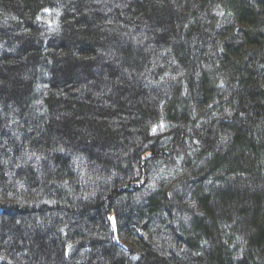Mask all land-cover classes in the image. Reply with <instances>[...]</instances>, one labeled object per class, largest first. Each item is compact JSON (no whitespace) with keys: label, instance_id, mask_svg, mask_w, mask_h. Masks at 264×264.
Returning <instances> with one entry per match:
<instances>
[{"label":"trees","instance_id":"obj_1","mask_svg":"<svg viewBox=\"0 0 264 264\" xmlns=\"http://www.w3.org/2000/svg\"><path fill=\"white\" fill-rule=\"evenodd\" d=\"M0 264H264V0H0Z\"/></svg>","mask_w":264,"mask_h":264},{"label":"rangeland","instance_id":"obj_2","mask_svg":"<svg viewBox=\"0 0 264 264\" xmlns=\"http://www.w3.org/2000/svg\"><path fill=\"white\" fill-rule=\"evenodd\" d=\"M59 12L56 11H51V10H46L43 12V15L41 16V19L44 23H46V25L49 27V31H54V29L57 28L58 25V15ZM222 80V82H221ZM219 84L221 87H224L223 83H225L226 79H221ZM223 93V92H221ZM169 130V125L163 121L161 123H159L155 129H154V133L155 135H163L165 133H167V131ZM27 161H29V159H27ZM5 163V162H4ZM169 169L167 166L163 165V164H155L153 165V167L151 168V187L150 188H155L158 186V184H162L166 181H169L170 183L173 182V180H177V175H175L174 171ZM181 173V172H180ZM168 183V182H167ZM140 201H142L140 199ZM186 223H188L187 221H185ZM20 227V225H19ZM25 231H27V235H28V239H35V235L37 234V230L35 229L34 226L30 225L28 227L27 226L24 227ZM6 232V231H5ZM35 234V235H34ZM115 241L119 242L118 238L115 237ZM234 248V247H233ZM55 259V257H54ZM53 261V258H52Z\"/></svg>","mask_w":264,"mask_h":264},{"label":"water","instance_id":"obj_3","mask_svg":"<svg viewBox=\"0 0 264 264\" xmlns=\"http://www.w3.org/2000/svg\"><path fill=\"white\" fill-rule=\"evenodd\" d=\"M111 225H112V229H113L114 233L117 235L118 226H117V221H116L115 216L111 217Z\"/></svg>","mask_w":264,"mask_h":264}]
</instances>
